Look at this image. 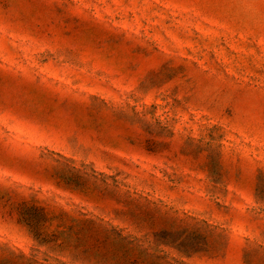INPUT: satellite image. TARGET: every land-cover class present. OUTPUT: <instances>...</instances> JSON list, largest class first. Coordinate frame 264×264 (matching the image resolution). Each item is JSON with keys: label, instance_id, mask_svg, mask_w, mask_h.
I'll list each match as a JSON object with an SVG mask.
<instances>
[{"label": "rangeland", "instance_id": "rangeland-1", "mask_svg": "<svg viewBox=\"0 0 264 264\" xmlns=\"http://www.w3.org/2000/svg\"><path fill=\"white\" fill-rule=\"evenodd\" d=\"M0 264H264V0H0Z\"/></svg>", "mask_w": 264, "mask_h": 264}]
</instances>
